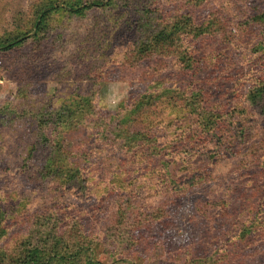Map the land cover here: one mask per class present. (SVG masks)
Instances as JSON below:
<instances>
[{
  "label": "rangeland",
  "instance_id": "374dc122",
  "mask_svg": "<svg viewBox=\"0 0 264 264\" xmlns=\"http://www.w3.org/2000/svg\"><path fill=\"white\" fill-rule=\"evenodd\" d=\"M37 1L0 0V33L31 29L25 34L31 36L35 27L28 26ZM256 5L264 7V0H205L198 4L191 0L165 1L161 8L167 16L189 13L195 24L216 18L211 35L184 37L183 46L191 44L198 60H192L187 73L178 67L173 55L134 63L127 57L128 38L121 37L107 51L108 61L99 64L101 79L93 83L94 73H85L83 59L88 60L89 53L99 56L98 37L105 42L115 40L112 31L98 32L100 25H93L96 15L107 17L108 12L102 8H91L82 17H51V45L39 63H24V55L33 49L30 38L27 47L1 56L0 203L12 214L8 212L5 220L6 233L0 247H11L25 235L34 214L48 209L60 213L56 206L62 212L61 231L73 234L78 227L101 240L116 224V205L128 196L134 206L128 213L133 242L119 252L118 245L124 246L126 240L123 243L120 237H113L118 262L110 264H203L198 260L223 250L225 255L211 264H264V115L245 106L248 90L264 81V48L256 47L257 41L248 35L250 28L243 35L232 30L241 29L240 24ZM24 65L26 70L21 73ZM81 68L84 76L76 79ZM65 71L72 73L66 79L62 78ZM154 79L176 91L199 82L209 89V103L231 104L236 110L246 108L252 114L247 118L253 122V138L230 156H207L208 144L188 153L178 144V134L186 130L187 135L190 129L200 132L201 125L192 118L181 123L174 109L157 102L153 109L156 113L148 114L156 123L149 135L164 148L155 153L145 141L146 146L134 152L141 158L132 161L133 151L125 154L121 143L112 141L115 137H101L95 125L102 128L101 116L117 118L118 111L136 101L139 90H145ZM87 92L93 97L97 115L84 119L80 129L71 127L65 132L73 148L79 143L86 145L87 189L57 187L47 180L40 183L36 176L33 179V172L46 157L47 147L40 136L52 135L54 128L40 129V117ZM115 120V130L121 131L125 125ZM85 123L89 129L83 126ZM106 124L113 127L112 122ZM207 138L202 136L203 141ZM199 148L206 151L209 160L203 158ZM255 214L252 232L243 245L238 230ZM135 219L142 222L133 227ZM99 251L96 249L95 255L104 261L106 256Z\"/></svg>",
  "mask_w": 264,
  "mask_h": 264
},
{
  "label": "trees",
  "instance_id": "16d2710c",
  "mask_svg": "<svg viewBox=\"0 0 264 264\" xmlns=\"http://www.w3.org/2000/svg\"><path fill=\"white\" fill-rule=\"evenodd\" d=\"M165 1L167 0H38L36 9L33 10V15L30 17V26H28L30 28L35 27V32L29 37H26L25 34L31 29L10 30L0 33V57L27 47L26 41L30 38L33 49L24 55V63H28L27 65L34 62L39 63L45 56L48 46L51 45L49 41L51 38L49 26L51 17L60 14L62 18L66 19L74 14L82 17L91 8H102V11L108 12L105 13L107 17L105 18L102 14L96 15L93 19V25L94 27L100 25L98 32L108 34L112 31L115 40L110 39L105 42L106 39L98 37L96 50L98 49L99 52L96 53L99 56L94 57L89 53L87 55L89 59L87 60V57L83 59L82 62L86 68L85 73H94L92 76L93 83L97 79H101V73L98 70L99 64L108 61L107 51H111L114 43L120 41L121 37L128 38L129 54L127 57L134 63H142L140 61L149 57L159 56L162 58V56L173 55L178 62V67L182 72L187 73L186 71H189L193 66L192 60H198L192 52L191 44L183 46L184 37L211 35L215 32L212 31V25L216 18L213 17L214 20L195 24L189 13L167 16L161 8ZM191 1L198 4L205 0ZM240 26L242 30L238 29L236 32L233 27V32L243 35L250 28L248 35L254 38L253 42L257 41L256 47H261L263 50L264 7L254 6V12L245 17ZM102 46L103 52L100 50ZM67 55L72 57V54ZM77 57L82 59L83 55L78 54ZM198 57L200 58V56ZM23 68L21 73L26 70L25 65ZM81 70L82 68L76 73V79L84 76L80 74ZM71 74L65 71L62 78L66 79ZM154 80L146 86L145 90H139L136 101L125 109L121 107L122 109L118 111L115 119L120 120L125 125L120 128L121 131L115 130L116 120L110 117L106 118V116L100 117L104 121L101 129L97 123L95 125L101 137L106 139L115 137L112 141H119L125 149V154L133 151L132 156H130L132 161H137L133 158H141L134 152L146 146L145 141L149 147L154 148L155 153L164 148V146H157L156 138L149 135V129H152L156 123L153 124V119L148 114H151L150 111L153 114L156 113V110L153 109H156L157 102L161 106L174 109L181 123L186 118H192L201 125L200 132L190 129L187 135L186 130L178 134V144L188 153H191L201 144H208L207 156H214V154L218 157L220 155L230 156L235 154L236 149L239 150L253 138V122H249L247 116L250 113L246 108L236 110L231 104L209 103L207 99L209 89L199 82L184 87V91L182 89L176 91L174 87L166 86L157 79ZM178 99L179 102L176 106L175 103ZM245 99L247 102L245 106L257 109L258 113L264 115V81L252 86ZM91 114L97 115L93 97L87 92L77 94L68 101V104H63L53 112L49 111L40 117V129L45 126L54 128L51 131L52 135L47 133L43 134L42 137L40 136L42 144L47 147L46 157L44 162L33 172V179L36 176L40 183L47 180L55 182L57 187L75 188L77 191L85 192L88 187L86 180L89 179L87 170L89 153L86 151L85 143L75 144L77 148H73L67 140L68 137L65 132L71 127L80 129L81 124L84 123L83 120ZM107 122H112L113 127L111 128L110 124L105 125ZM83 126L88 127L86 123ZM113 131H116V135ZM53 134L57 136L54 135L53 138ZM204 135L208 137L206 141L202 140ZM198 150L201 155L205 156L204 159L209 160L206 157V151L202 148ZM185 157L190 158L191 156ZM128 200L127 196L121 200L118 206L116 205V224L105 231L101 240L82 233L78 227L73 234L61 231L62 227L59 221L62 212L57 206L56 208L60 213L51 209L36 213L25 235L11 247H6V245L0 247V264H110L112 261L118 262L116 259L117 252L116 254L114 252L113 237H120L123 243L126 240L124 246L118 245L117 250L119 252L126 250V246L133 242L130 235L131 228L128 225L132 219L128 213L130 208L134 206ZM54 205L56 204L54 203ZM8 212L12 214L8 206L0 203V239L6 233V224L4 223L8 218ZM255 220L256 214L249 219L250 223L243 224L238 230L237 237L242 240L243 245H246L244 242L246 236L252 232L253 225L251 222H255ZM141 222V219H135L132 226L136 227ZM79 225H81L80 222ZM78 234L80 236L76 238ZM96 249H99V253L106 256L104 261L95 255ZM224 253L226 250L219 254L211 253L207 259L202 258L198 261L204 262L203 264H211L220 259L221 255L224 256ZM194 262L197 263L196 260ZM128 264L141 263L128 262Z\"/></svg>",
  "mask_w": 264,
  "mask_h": 264
}]
</instances>
